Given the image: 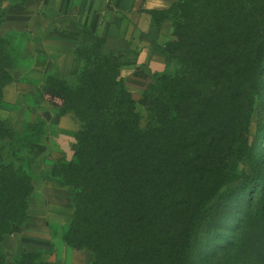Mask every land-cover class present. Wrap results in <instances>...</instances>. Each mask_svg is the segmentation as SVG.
<instances>
[{"label": "trees", "instance_id": "trees-1", "mask_svg": "<svg viewBox=\"0 0 264 264\" xmlns=\"http://www.w3.org/2000/svg\"><path fill=\"white\" fill-rule=\"evenodd\" d=\"M152 13L172 21L163 52L178 68L141 88L145 127L120 62L87 28L75 81H46L60 91L47 99L81 123L74 160L51 170L73 201L62 240L92 264H264V126L251 130L264 95V0H177ZM19 38L0 33V107L29 62ZM50 129L36 114L21 126L0 118V264H44L42 250L11 254L6 241L30 218L31 165Z\"/></svg>", "mask_w": 264, "mask_h": 264}, {"label": "crops", "instance_id": "crops-1", "mask_svg": "<svg viewBox=\"0 0 264 264\" xmlns=\"http://www.w3.org/2000/svg\"><path fill=\"white\" fill-rule=\"evenodd\" d=\"M7 1L12 6L0 33H18V48L29 62L17 68L13 81L4 87L0 118L11 119L32 102L34 114L51 129L36 144L42 158L31 165L35 190L29 197L30 218L13 227L6 246L11 254L22 248L42 250L44 264H92V252L74 249L62 240L63 229L73 219V201L64 183L51 177L55 162L74 160L75 134L81 123L73 112L62 114L57 99H47L58 98L60 91L46 81L52 76L75 81L84 64L76 48L87 28L102 39L104 51L120 62L121 77L134 98L144 99L140 90L151 74H173L178 68L163 52L173 38L172 21H158L152 13L177 0Z\"/></svg>", "mask_w": 264, "mask_h": 264}, {"label": "rangeland", "instance_id": "rangeland-1", "mask_svg": "<svg viewBox=\"0 0 264 264\" xmlns=\"http://www.w3.org/2000/svg\"><path fill=\"white\" fill-rule=\"evenodd\" d=\"M12 6V3H10L9 1H6L3 5V10L7 11V9L9 7ZM27 106V107H26ZM139 106L141 109V115H142V120H141V125L142 127H145L146 122H147V107H148V100L146 98L139 100ZM25 109L24 110H20L19 112H16L14 115L12 114V118L14 117L16 123H18V125H24L25 122H30L33 120V114L34 111H32L34 109V103H29L25 105ZM257 107H258V118L257 121H260L259 124H253L251 130L252 132H257L258 131V125L259 127L262 125L264 126V120H263V115H264V95H262L259 98V101L257 102ZM20 125V126H21ZM264 128V127H263ZM226 228H229L228 225L225 226ZM11 259V257L9 258V260Z\"/></svg>", "mask_w": 264, "mask_h": 264}]
</instances>
